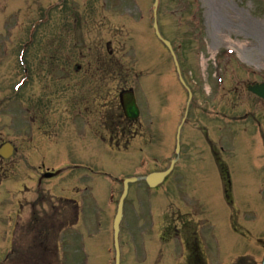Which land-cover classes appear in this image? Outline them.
Instances as JSON below:
<instances>
[{
	"label": "rangeland",
	"instance_id": "rangeland-1",
	"mask_svg": "<svg viewBox=\"0 0 264 264\" xmlns=\"http://www.w3.org/2000/svg\"><path fill=\"white\" fill-rule=\"evenodd\" d=\"M54 1L31 0L30 13H27L24 19H17V27L12 29L15 43L24 41L28 37L26 34L29 33V28L31 30L30 57L25 61L27 66L28 62L31 64L29 73L32 74L27 83L23 84L25 86L16 91L17 103L21 107L30 106L29 96L37 95L42 84L62 92L63 101L70 100L75 93L73 81L65 80L59 85L55 79L63 74L51 67L52 63L60 61L57 67L60 70L61 65L72 66L71 62L76 61L69 58V52L65 48L61 58V47L57 44L62 41L57 33L60 26L65 24L63 16L67 14L54 12L55 9L52 8L49 24L43 25V13ZM117 1L107 0L102 7L103 0H98L101 14L94 16L92 22L83 21L77 13L75 16L78 20L70 24L76 31L84 27V22H91L86 28L92 32L88 35L81 32V43H85L86 49L91 53L84 54V61H91L106 72L108 82L103 83L104 87L101 88L112 92L111 97L119 87L131 88L142 108L143 117H147L146 121L154 119L164 129L170 115L172 135L170 129H167L165 138L169 142L174 141L177 127L183 117L187 94L178 83L168 52L160 50L155 43L152 32L153 0ZM261 1L161 0L157 20L162 33L173 42L174 48L184 46L177 55L182 76L192 91L193 99L182 127L180 142L191 143L193 149L190 155L184 150L179 160L182 163L179 169L183 173V191L175 189H180L182 182L173 184L171 180L156 194L144 188H130L123 208L124 220L119 235L120 264L141 263L137 249L142 245L141 240L145 239L144 230L148 228V225H145V217L148 218L150 214L153 216L155 209H159L158 206L162 208L168 202L178 205L186 203L184 195L179 198V202L175 201L183 192L193 196L192 208L204 218V226L207 227L209 235L206 239L207 249L219 260L218 263L215 259L213 264H231L237 259H246L248 264H259L261 251L258 250L257 241L264 237L261 234L264 233V102L249 95L246 87L257 81L264 82V10H260ZM92 2L95 3V0ZM72 5L75 7V4ZM6 22L5 17L0 23V33L8 32L5 29ZM97 27H102L99 34L96 33ZM6 35H0L2 43H5ZM97 39L99 42L96 47L101 50L93 52L90 45L92 42L95 44ZM14 47L15 44L11 46L8 59L10 64L13 62ZM109 48L114 53L113 56ZM15 52L17 57V46ZM79 54L81 55V52ZM104 64L107 67H103ZM23 69L16 67L13 82L23 79ZM33 71L41 79L36 77ZM74 75V70H69L70 78ZM156 78L160 79L159 89ZM67 82L70 84H65ZM174 93L179 96V100L173 104L171 97ZM154 98L159 100L161 109L157 112L152 107ZM2 133L6 137L9 134L6 130ZM64 133L66 134L65 131L63 135ZM31 135L32 131L28 129H16L14 135H11L17 147L14 163L17 170L13 180L0 184V262L9 247V239L4 236L17 220L20 204L23 199L30 201L33 197L32 190L36 184L35 169L40 164L48 168H58L65 162V158L60 157L57 152L56 139H52L53 143L48 142L41 131L37 134L34 132L32 138ZM159 136L161 137V133ZM69 141L67 155L72 156L78 140L76 137H70ZM207 141H212L217 154L211 153L212 147H209L210 142ZM152 143L151 140L149 145ZM80 144L78 150L81 153L88 149L94 150L96 154L104 150L98 140L90 147L86 143ZM214 156H220V160L227 165L232 180L231 199L236 219L240 228H247L254 234L253 240L248 241V237L233 235L230 229V208L222 195L219 171L215 161H212ZM91 158L92 156L88 157ZM185 162L186 167L183 168ZM90 166L93 171L111 175L112 177H108L111 184L101 176L96 178L89 173L73 172L70 176L64 174L51 178L49 183H44L42 187L49 190L54 197L68 196L83 201L85 211L92 216L93 225V237L87 241L89 252L83 260L86 261L85 264H108L113 248V215L121 192L118 179L129 172L142 173L143 170L140 168L139 158H135L130 170H124L122 164L115 163L113 167L110 160L98 157L92 159ZM72 186L87 188V194L76 195ZM168 204L155 215L163 217V213L168 211ZM174 209L177 207L174 206ZM26 217L27 215L22 216L23 219ZM151 219L152 217L149 218ZM45 234L43 232V236ZM163 248L158 251L154 248V252L160 254ZM65 259L68 264L80 263L72 252L68 253ZM245 261L240 264H247Z\"/></svg>",
	"mask_w": 264,
	"mask_h": 264
},
{
	"label": "flooded vegetation",
	"instance_id": "flooded-vegetation-1",
	"mask_svg": "<svg viewBox=\"0 0 264 264\" xmlns=\"http://www.w3.org/2000/svg\"><path fill=\"white\" fill-rule=\"evenodd\" d=\"M2 47L3 49L0 50V99H3L4 102L0 108V115H9L12 110V91L10 88L11 82H9L8 80L13 72H11L8 68L12 67L11 64L13 62L11 64L8 63V59L11 54V52L9 51V46L3 45ZM91 63L94 64L93 62ZM59 64L60 61L58 62V65ZM73 65L77 66V63H73ZM62 67L63 65H61V68ZM106 81V77L97 76V73L94 69V65L92 68L90 64L86 62V65L84 67H78L77 76L74 78V83L76 84L77 92L75 93V96L70 103L72 106L69 108H64V106L61 105V108H59V110L61 111V125L63 124L64 112H72L74 115V117L71 118L73 122L78 123L80 120L78 117L82 116L83 120L81 121L83 122V127H85L89 132H94L96 126V115L98 113L96 107L104 109L105 106L108 104V97L110 95V92L102 90L101 86L98 85L97 87L96 84L105 83ZM164 230L167 231V238L161 236L160 239L167 240V242H171V240L175 238H178L179 240L185 238L186 241L192 242L191 244H194V246L197 247L196 243H198V241L201 239V236L197 235V231H195V226H193L192 231L185 225H182L179 231H176V229L172 230L169 227L165 228ZM182 261L184 262V264L186 263V259H183ZM194 264H201V262L195 261Z\"/></svg>",
	"mask_w": 264,
	"mask_h": 264
},
{
	"label": "water",
	"instance_id": "water-1",
	"mask_svg": "<svg viewBox=\"0 0 264 264\" xmlns=\"http://www.w3.org/2000/svg\"><path fill=\"white\" fill-rule=\"evenodd\" d=\"M251 91L260 95L257 88L253 89ZM123 98H124L123 99V107H124V111H125L126 116L130 117V118H135L137 116V112L135 110L134 100H133L132 95L127 94ZM163 176H164V174L150 175L147 178V183L149 184V186L153 187L162 180ZM121 209H122V199L120 200V202L118 204L117 215H116V218L114 221V231H115V235H114L115 241L114 242H115V251H116V260H115L116 263L115 264H118V246H117V242H116V236H117V232H118V224H119V221L121 219ZM262 264H264V256H263Z\"/></svg>",
	"mask_w": 264,
	"mask_h": 264
}]
</instances>
